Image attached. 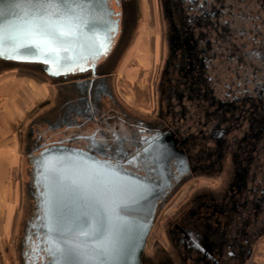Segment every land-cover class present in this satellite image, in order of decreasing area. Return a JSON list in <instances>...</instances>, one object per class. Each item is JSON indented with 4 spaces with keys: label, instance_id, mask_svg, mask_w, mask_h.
<instances>
[{
    "label": "flooded vegetation",
    "instance_id": "flooded-vegetation-1",
    "mask_svg": "<svg viewBox=\"0 0 264 264\" xmlns=\"http://www.w3.org/2000/svg\"><path fill=\"white\" fill-rule=\"evenodd\" d=\"M108 1L118 33L94 71L52 80L23 69L43 79L47 99L18 132L12 263L32 264L39 232L29 227L41 208L34 167L43 151L61 147L153 187L156 209L138 264H260L264 0H155L158 67L148 111L127 102L119 74L141 29V1Z\"/></svg>",
    "mask_w": 264,
    "mask_h": 264
},
{
    "label": "water",
    "instance_id": "water-1",
    "mask_svg": "<svg viewBox=\"0 0 264 264\" xmlns=\"http://www.w3.org/2000/svg\"><path fill=\"white\" fill-rule=\"evenodd\" d=\"M69 4L70 11L45 14L34 0H0V61L35 67L52 80L94 71L111 50L118 20L108 0ZM41 156L32 264L39 257L41 264H138L156 209L153 187L74 150L52 147ZM66 241L79 257L64 258ZM98 247L105 256L97 258Z\"/></svg>",
    "mask_w": 264,
    "mask_h": 264
},
{
    "label": "rangeland",
    "instance_id": "rangeland-1",
    "mask_svg": "<svg viewBox=\"0 0 264 264\" xmlns=\"http://www.w3.org/2000/svg\"><path fill=\"white\" fill-rule=\"evenodd\" d=\"M140 1L141 29L137 41L119 66V74L121 92L128 96L127 102L141 111H148L150 84L158 67L159 25L155 0ZM21 66L24 68L0 62V208L1 211L7 210L3 222H0V264H13L9 241L20 214L18 132L29 114L47 99L43 79L33 78L28 74L36 72L23 70L28 66ZM203 183L206 181L201 180L195 185ZM209 184L214 185L215 182L210 181ZM254 261L264 264V239L257 247Z\"/></svg>",
    "mask_w": 264,
    "mask_h": 264
},
{
    "label": "snow or ice",
    "instance_id": "snow-or-ice-1",
    "mask_svg": "<svg viewBox=\"0 0 264 264\" xmlns=\"http://www.w3.org/2000/svg\"><path fill=\"white\" fill-rule=\"evenodd\" d=\"M34 2L37 13L45 12L47 8H56L57 12H60L61 10L70 11L69 0H34ZM74 6V4L71 5V7ZM79 234L86 235L83 229L79 230ZM65 244L68 246L60 250L65 259H74L81 255L76 248L70 246V242L66 241ZM105 255L106 251L103 248L98 247L97 258Z\"/></svg>",
    "mask_w": 264,
    "mask_h": 264
},
{
    "label": "crops",
    "instance_id": "crops-1",
    "mask_svg": "<svg viewBox=\"0 0 264 264\" xmlns=\"http://www.w3.org/2000/svg\"><path fill=\"white\" fill-rule=\"evenodd\" d=\"M33 92V91H32ZM32 95H34V94H32ZM7 210H5V209H3L2 211H1V208H0V222L2 223L3 222V218H4V214H5V212H6ZM8 214H9V211H8ZM10 216V215H9ZM11 218H12V216H11ZM13 218H14V216H13ZM0 223V224H1Z\"/></svg>",
    "mask_w": 264,
    "mask_h": 264
}]
</instances>
